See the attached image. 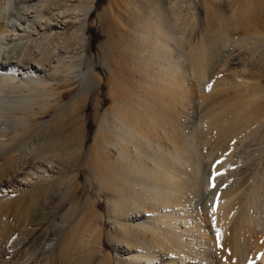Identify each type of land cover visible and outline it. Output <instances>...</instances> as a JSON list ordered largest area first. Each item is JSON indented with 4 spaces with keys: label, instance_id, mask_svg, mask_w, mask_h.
<instances>
[{
    "label": "bare ground",
    "instance_id": "bare-ground-1",
    "mask_svg": "<svg viewBox=\"0 0 264 264\" xmlns=\"http://www.w3.org/2000/svg\"><path fill=\"white\" fill-rule=\"evenodd\" d=\"M9 1L10 0H4L3 3H0V20L4 17V11L7 6H9ZM95 1L90 0L88 7L84 8V14L82 18L80 17L81 22L79 21L76 31L74 32L77 34L76 37L78 38L76 42L80 43V49H77L81 50V55L79 57L81 61L84 57H87L88 49L85 37V23H87L91 14L95 11ZM145 2V6L142 8L137 7V10L141 13H137V11L130 12V21H132V23L129 26L132 35H136V37L132 36L133 38H131L132 40L135 38L136 42L135 44L133 43L134 45H130V50L133 51L130 58L132 63L130 64H132L134 71L143 73V77H145L143 82L145 88L139 86V90L137 88L129 92L126 90L127 88H123L126 82L124 86H121L123 91L120 89L121 87L119 88V90L123 92V98H121L122 100L118 98L121 100H118L119 102L113 101L114 106L106 112V118L99 130L100 133L98 134H100V137H96L98 138L96 144H99V148H101L102 151L98 147L92 146L86 153H83L85 149V138L83 136V125L80 118H78L76 125L77 129L73 134L79 145L78 149H76L77 159L74 161L71 170L79 169L82 155L86 154V167L92 172L94 176L93 180L95 179L94 181L99 185L98 194L100 193L101 196L109 200V207L113 213L110 216L112 230L107 234L106 238L111 243L115 242L124 245L121 247L127 249L131 256L130 262L132 264H264V226L260 229L264 224L261 223L260 219L262 218L259 219L256 215L259 201H261L259 192L264 187L263 179L256 176H249V180L246 181V183H249V186L247 187L245 185L246 189L244 191L242 190L243 192H240V189L244 188V184H240L242 182L237 179L238 181L236 180L237 183H235L236 185H240L236 188L231 186L232 188L222 191L216 190L211 200L209 201L208 199V203L206 202V204H204L205 206L203 205L204 207L201 206L202 208L197 209L195 205L196 199L194 198V190H196L199 184L198 182H202L199 181L200 171L197 165L198 163H195L197 161H194L195 157L193 156V159L191 155L192 152H190L191 149L187 144L189 139L186 140L184 136L182 137V130L179 128L178 120H176L177 112L175 111L179 104L183 105V107L184 105L191 104L193 92L192 88L187 85L189 82L188 75L191 73L190 71H192L195 75L194 77L198 80L197 82L200 83L205 80L206 74L208 73L207 70H209L208 66H210V56L212 53H210L209 56L207 43H201L198 46L195 45L196 47H193L190 51L191 53H189L190 56L188 57L190 59L188 60V64L185 63L184 67V64L182 67H180L181 64L178 66L173 57L174 54L171 42L175 41L179 46L181 43L179 44V42L175 40L176 38H173L169 32V28L170 26L172 27L171 23L173 21L171 20L169 23L166 22V25L164 24V26H162L163 13L162 10H160L162 7L159 4L160 1L146 0ZM138 4L135 6H140ZM169 19L170 18H168V20ZM223 23L224 28L220 29V31H218L219 33H215L216 37L213 38L217 42H223L222 40L228 42V38L233 35H231L232 32L230 33L232 28L229 29L232 27L230 25L231 23L228 24L226 21ZM54 26H57V24H54ZM6 32L7 30L0 28V39H4L3 36ZM72 37H74V35H72ZM76 37L74 38L77 40ZM71 38L70 40L72 41H70L69 38L68 41H70V44H74V38ZM130 40L125 42L129 44L132 41ZM68 41L66 40V43ZM217 42L214 41L216 44ZM70 44L68 45L70 46ZM73 44L71 47L74 46ZM209 44L211 45V42ZM5 45L6 44L3 45L2 49ZM13 46L11 48H14ZM23 46H25L23 53L26 54L27 51H30V45L28 47L26 44ZM23 46L21 49H23ZM39 46H41V48ZM39 46H37L38 50L39 48L42 50L46 49L45 46V48H42V45ZM211 46L213 47V45ZM217 46L219 45L217 44ZM2 49L1 51L5 48ZM5 50H7V48ZM130 50L128 49V51ZM145 50H147V52H145ZM1 51L0 59L3 53H1ZM31 53L32 51L27 53L28 61L26 60V62H24L25 67L28 70L36 72L38 70L35 71V67L32 64L33 55L35 54L32 53V55ZM49 53L48 55H50ZM69 53L70 52H68V54ZM78 53L80 54V52ZM147 53L151 55H147ZM43 55L48 56L47 54ZM23 56L24 55H20L15 58H22ZM50 56L46 58L50 60ZM126 56L127 54L124 53V59L128 62ZM236 56L237 54L235 57ZM232 58H230V61ZM237 60L238 58H234L231 64L236 65ZM5 61L7 62V59H5ZM34 61L35 60H33V62ZM46 61L43 64L39 62L40 66L43 67L45 63H48ZM10 63L9 65L6 63L3 64V62L0 63L4 65L5 71L8 72H5L3 78L1 77L0 79V103L6 104L8 109L14 111L18 109V102L16 103L13 99L14 97L10 95H16V93L25 90L32 92L35 88H46L47 86L42 82L19 81L17 73L11 70L14 65ZM231 64L229 63L227 65L230 66ZM86 65L87 70H83L85 73L83 72L84 77L83 79L81 78V96L83 101L89 97L92 89L100 85L101 80H103L101 76L96 75L94 72L92 63L89 62L88 64L86 63ZM156 65L157 67H155ZM235 67L237 68V66ZM43 68L45 69V67ZM219 69L220 68H218V70ZM242 70L243 73L239 72L241 68L239 71L233 70L235 78L230 76L233 73L229 71H227L229 73H223L225 75L222 76L219 72H217L218 74L216 76L215 74L213 75L215 78L213 79L211 87L221 88L222 85L225 86L224 79L226 78L229 79L228 82H231L232 86L237 83L235 85L236 88L234 86V95H230V97L232 96L231 98L228 95L229 98H226V100L223 99L225 101L220 104L219 107H214V109L211 105V113L205 124L208 130L205 131L210 135V139H205L207 141L206 146L211 148L212 150H210L213 153H222L220 156H230L229 154L233 153L231 152L233 147L231 143H235V140H241L242 142L247 138V135L248 137L250 136V133L255 134V131L258 132L260 130L258 129L260 123H262L264 118V104H262V102H264L262 101L264 100V90L259 89L260 86H254L253 84L249 85L247 80L250 81L254 77L250 76L252 75L251 73L247 75L246 69L245 72L243 68ZM247 70V72H249L250 69ZM53 74H55V72ZM226 74L229 76H226ZM236 77L239 79L237 78V80ZM231 79L239 82H233ZM122 83L121 81L120 84ZM227 83L226 87H223L221 90L222 93L227 90L225 88L231 87L230 85L227 86ZM244 83H246L245 87ZM141 88H144L143 92ZM116 90L117 89L114 91ZM213 90H215V88ZM114 93L116 94V92ZM208 93L211 94V92ZM208 93H206V96H208ZM113 94L112 96L115 95ZM118 95L120 96V93ZM224 95L226 96V94ZM114 100H117V98ZM28 103H32V101L28 100ZM27 106H29V104L24 105V108ZM26 123L28 124L29 122ZM5 128H7V126ZM65 128L66 125H61L59 127L60 132L63 133L62 131H64ZM37 130L39 131V129ZM104 130H106V132ZM60 132L58 134H60ZM18 133L14 130L9 132L7 129H0V148L2 149L1 144H4L3 147L6 145L5 148L7 149L0 154V156H5V161H1L0 164V184L8 186L10 189L14 188V182L20 183L22 186H32L34 183V177L31 173H28L27 176L24 177L18 176L20 172L16 155H18L21 146L24 148L23 146L28 143L25 138L26 136L19 138ZM29 137L27 138L29 139ZM67 137L69 139L72 138L70 134H68ZM50 139L52 141L54 140V142L51 143ZM50 139L51 145L47 147H45V145L42 148L43 156L41 157L47 161L51 159L53 153H56L57 150L58 152L61 151L60 148L64 150L63 147L66 149V146L69 144L67 138L66 141L63 140L59 143L55 142V139ZM50 146L56 151H49V149H51L49 148ZM210 150L209 152H211ZM38 155L40 156L42 154L39 153ZM223 157L224 156H222V159L224 160ZM35 159H37V156L36 158L27 160V164H31V161L33 163ZM220 160L221 159L218 160L217 164L220 163ZM223 160H221V162H223ZM225 162L224 160L223 163L225 164ZM223 163L222 165H215L217 167L211 166L213 175L217 176V174L220 173L221 169L224 167ZM19 167L21 168L20 165ZM80 178L81 175H76V177L73 178L74 184L72 187L68 188L67 186L69 185H64V182H68H63L62 180V182L59 181L61 183L58 182L60 188H62L61 185H64L65 187H63L67 189L66 193H69L66 194L64 192L69 196L63 199L64 201H61V208L70 203L71 200H75L77 195L80 194ZM89 182H91L90 179ZM44 187L45 190L41 191L45 193L48 192L47 194L49 195L51 187H48V183H42L38 186V188L43 189ZM200 189L202 190V188ZM11 197V193L10 195L9 192L4 193L3 196L0 197V201L1 199L5 200ZM38 198L32 199L31 197L30 199L32 200L30 208L33 213L35 212L34 209L37 207ZM88 201L90 202L91 200L88 199ZM89 202L85 201L83 203L84 206H82L80 201L78 203L73 202V205L70 206L68 212L64 215L66 217V223H68L73 220V217L75 218L76 214L78 215L79 212L84 210L83 217H81L83 219L81 220L80 218V222L76 223V227H72L75 229H71L73 233H70V240L68 239V243L64 242L66 244L60 248L59 256L65 264H93L94 262H96V264H111L112 256L105 250V248H107L104 240L106 235L105 217L96 209L97 207L98 209L101 207V203H97L96 201H93L94 203ZM208 204L209 206L211 204L212 208L207 206ZM58 207L60 208V205H58ZM31 210L29 209L28 213H31L30 215L32 216ZM5 226L6 224L4 227ZM10 236L11 235H8V238ZM51 237L54 239L58 236L54 233ZM213 244L215 245V253L218 258L216 263L215 261L211 263V261L208 260V258H210L208 252L212 249L211 247H213Z\"/></svg>",
    "mask_w": 264,
    "mask_h": 264
},
{
    "label": "rangeland",
    "instance_id": "rangeland-1",
    "mask_svg": "<svg viewBox=\"0 0 264 264\" xmlns=\"http://www.w3.org/2000/svg\"><path fill=\"white\" fill-rule=\"evenodd\" d=\"M145 1L146 0H96L95 11L91 14L87 23H85V37L88 50L87 57H84L82 61L79 58L81 55V50H79L80 43L76 42L78 38L76 37L77 34L74 32L76 31L79 21L81 22L80 17L82 18L84 14L83 10L85 7H88L90 0L9 1V6H7L4 11V17L0 20V28L7 30L6 34L3 36L4 41L0 39V51L4 44H6L4 48H7V50L3 48L4 50L2 49L3 51H1V53L3 52V58L1 57L0 63L3 62V64H7L11 62L10 64L14 65L11 70L17 73L19 81L42 82L45 83L47 87H38L33 89L34 91L32 90V92L25 90L16 93V95H10L14 97L13 99L16 103L18 102L17 110H10L6 104L0 103V129H7L9 132L13 130L17 133L20 132L18 133L19 138L26 136L25 138L28 141V143L23 146L25 149L21 146L24 150L20 148L18 155H16L20 172H18V176L24 177L27 176L28 173H31L34 177L32 186H22L20 183L14 182V188H11V190L8 186L0 184V197L7 192H9V195L11 193L12 196L11 198L5 200L1 199L0 201V264H65L59 256L60 248L68 243V239L70 240V233H73L71 229L74 230L75 228L72 227H76V223L80 222L79 219L83 217L84 210L79 212L78 215L76 214L77 216L75 215V218L73 217V220L68 223H66V217L64 215L68 212L70 206L73 205V202L78 203L80 201L82 206H84L83 203L85 201L89 202L88 199L91 200V203L93 201L101 203V207H99V209L97 207L96 209L105 217L106 235L104 240L107 247L105 250L112 256L111 264H132L130 262L131 256L127 249L121 247L124 245L115 242L111 243L106 238L107 234L112 230L110 216L113 213L109 207V200L101 196L100 193L98 194L99 185L96 184L97 182L94 181L95 179L93 180L94 176L92 172L86 167V154L82 155L78 170L72 171L71 168L74 165V161L77 159L76 149H78L79 145L73 134L77 129L76 125L78 118H80L83 125V136L85 138V149L83 153H86L92 146L99 148V144H96L98 139L96 137H100L98 133H100L99 130L106 118V112H108L110 108H113V101H118V98H123V92H121L119 88L124 86L125 82L126 85L123 88H127L126 90L129 92L137 88L139 90L140 87H144L145 85L143 83L145 78L143 77V73L134 71L132 64H130L132 63L130 59L131 54H133V51L130 50V45L136 42L135 38L133 40L131 38L134 36L136 37V35H132L131 28H129L132 23V21H130V12L137 11V13H141L137 10V7L142 8L145 6ZM156 1H160L159 4L162 6L160 9L163 13L162 26H164V24L166 25V22L169 23V21L172 20V27L170 26L169 32L173 38H176L175 40H177L179 44L181 43L179 46L175 41L171 42L174 54L173 57L178 66L181 64L180 67H182L184 64V67L185 63L188 64V60L190 59L188 57L190 56L189 53H191L190 51L193 47H196L195 45L198 46L201 43H207L209 56L210 53H212L210 56V66H208L209 70H207L208 73L206 74L205 80L199 83L197 82V78L194 77V73L192 71H190L191 73L189 72V82L187 81V85L192 88L193 92L191 104L184 105V107L179 104V106H177L178 110L176 108L175 111L177 112L176 120H178L179 128L182 130V137L184 136L186 140L189 139L188 142H186L191 149L190 152H192V157H195V159L193 157L194 161H197L195 163H198L197 165L200 171L199 181L202 182H198L199 184L196 190H194V198L196 199L195 205L198 209L204 207V204H206V202L208 203V199L209 201L211 200L216 190L222 191L232 187L236 188L240 184H244V188L240 189V192H243L246 186H249V183H246V181H248L251 176L260 177L264 182V134H262L264 133V118L258 128L260 132L255 131V134L250 133V136L248 137L247 135V138L242 142L241 140H235L237 145L233 142L231 143L233 144L231 151L233 153L229 154L230 156L227 155L228 157L226 155L220 156V154H222L220 152L213 153L211 151L212 149L206 146L207 141L205 140L210 139L205 124L208 120V116H210L209 114L211 113L212 106L213 109L214 107H219L226 98L228 99L230 95L233 96L234 86L237 84L236 82H239L237 81L239 78L236 77V79L238 78L234 80L236 84L232 86V83H229V79L226 78L227 80L224 79L225 86L222 85L221 88L211 87L213 79L215 78L213 76L214 74L216 76L218 74L217 72H219L222 76L225 75L223 73L230 72L233 73L230 76L234 77L233 70L239 71L241 68L239 72H242L243 68L244 72L246 69L247 75L251 73L252 75L250 76L254 77L250 81L247 80V83L249 85L253 84L254 86H260V88H258L264 90V0ZM3 2L4 0L0 1V3ZM137 4L140 6H135ZM168 18L170 19L168 20ZM225 21L228 24L231 23L230 25L232 27L229 29L232 28L230 33L232 32L231 35H233L228 38V42L222 40L225 43L220 41H218V43L213 38L216 37L215 33H219L218 31L224 28L223 22ZM54 24H57L58 27L54 26ZM72 35H74L77 40L72 37ZM68 38L69 40L70 38H74L75 40L73 39V42L76 44L71 42L74 45L71 47L72 44H70V41L72 40L68 41ZM66 40L69 42L67 43L70 44V46L66 43ZM128 40H130L131 43L128 44L125 42ZM214 41L217 42L219 46H217ZM210 42L213 47L209 44ZM25 44L27 47L30 45L29 50L35 54L33 55L31 53L34 57L33 60H35L34 62L32 60V64L35 67L34 70H38L36 72L28 70L25 67L24 62H26V60L28 61L27 53L30 52L27 51L26 54L23 53L25 47L23 45ZM21 45L23 49H21ZM39 45H42V48L45 46L46 49H40L41 46ZM12 46L14 48H11ZM37 46L40 47L39 50ZM128 49L130 51H128ZM68 52L70 53L68 54ZM78 52H80V54ZM145 52H147V50H145ZM48 53L51 56L48 55ZM124 53L128 56H126V58L129 64L124 59ZM43 54L50 56L51 61L47 59L49 58L48 56ZM236 54L238 57H235ZM20 55L24 56L22 58H15ZM147 55L151 54L147 53ZM231 56L234 57L232 58ZM230 58H232V60L238 58L237 64L232 65V60L230 61ZM5 59H7V62ZM45 61L48 63H45L46 66L43 65V67H45L44 69L40 66L39 62L43 64ZM88 61L94 66L93 69L96 75L101 76L103 80H101L100 85L92 89L89 97L83 101L81 96V82L84 77L83 74L85 73L83 70H87L86 63L88 64ZM9 63L7 65H9ZM229 63L231 67L227 65ZM235 66H237V68ZM155 67H157V65ZM218 68L220 69L218 70ZM247 69H250L249 72H247ZM5 72L4 65L0 64V79L1 77L3 78ZM54 72L55 74H53ZM227 75L228 74H226V76ZM79 78H82L81 81ZM232 79L231 81H233ZM121 81L123 82L122 84H120ZM226 83L227 86L230 85L231 87L225 88L227 92L224 91V89L222 93L221 90L223 87H226ZM244 84L245 87L246 83ZM123 88L121 87L120 89L122 90ZM144 88H141L142 92ZM214 88L215 90H213ZM115 89L117 90L114 91ZM114 92H116V94ZM208 92H211V94ZM119 93L120 96L118 95ZM206 93H208V96H206ZM112 94L114 96H112ZM224 94H226L227 97ZM115 98H117V100H114ZM28 100L32 101V103H28ZM27 104H29V106L24 108V105ZM262 104H264V102H262ZM26 122L29 123L27 124ZM63 124L66 125V128L62 131L63 133H61L59 127ZM6 126L7 128H5ZM37 129H39V131ZM58 130L62 136L58 134ZM104 131L106 132V130ZM68 134H70L72 138L69 139L67 137ZM27 137H29V139ZM50 138L55 139V142L58 143L68 139L67 141H69V144L66 146V149L63 147L64 150L60 148L61 151L59 152L50 146L49 148L51 149H49V151H56V153L52 152L51 159L47 161L41 157L43 156L42 148L54 142V140L52 141ZM3 145L1 144L2 149L0 148V154L7 150L5 148L6 145L4 147ZM99 149L101 150V148ZM209 150L211 152H209ZM39 153L42 155L39 156ZM36 156L37 159H35L33 163L31 161V164L28 165L27 160L36 158ZM222 156H224L223 158L226 161L225 164L223 163L224 160ZM4 159L5 156H0V164L1 161H5ZM219 159L223 160V162L220 160L221 164H217ZM222 163L224 167L221 169L220 173H218L217 176L213 175L211 171L212 167H217L218 165H222ZM76 175H81V182L79 183L80 194L77 195L75 200H71L70 203L61 208V201L69 196L66 195L69 193H66L67 189L64 187L67 185H69L67 188L72 187L74 184L73 178H75ZM89 179L91 182H89ZM237 179L242 183L236 185ZM61 180L69 184L64 182L65 186L61 185L62 188H60L59 183L62 182ZM42 183H48V187H51L49 191L50 196L47 194L48 192L45 193L41 191L45 190V187L44 189L38 188ZM200 188H202V190ZM261 190L259 192L261 201H259L256 215L259 219L262 218L260 220L261 223L264 224V187ZM31 197L32 199L39 197L34 213L30 208V203L32 201L30 200ZM58 205H60V208ZM207 206H209V204ZM209 207H211V204ZM29 209L33 214L32 216L30 215L31 213H28ZM82 219L83 218H81V220ZM5 224L6 226L4 227ZM263 226L264 225H262L260 229H262ZM9 230H11L12 233ZM54 233L57 234L58 237L53 239L51 235ZM8 235H11L9 237L10 239ZM212 246V249L208 252L210 255L208 260L211 261V263H214V261L216 263V261H218L215 253L216 248L214 244ZM93 264H96V262Z\"/></svg>",
    "mask_w": 264,
    "mask_h": 264
}]
</instances>
